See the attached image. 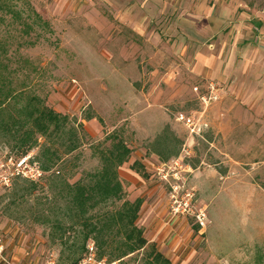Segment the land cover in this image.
Wrapping results in <instances>:
<instances>
[{
    "label": "rangeland",
    "instance_id": "1",
    "mask_svg": "<svg viewBox=\"0 0 264 264\" xmlns=\"http://www.w3.org/2000/svg\"><path fill=\"white\" fill-rule=\"evenodd\" d=\"M210 82L219 97L205 103L200 94ZM43 107L68 116L64 132L51 125L32 147L21 146L33 139L16 136L15 118ZM179 112L200 119L203 131L191 134ZM1 119L10 133L0 126V175L24 154L46 171L33 183H0L1 244L14 235L41 238L37 264H71V250L79 255L84 233L61 210L64 182L98 172L114 133L131 148L118 169L124 195L95 214L141 198L137 225L173 264H250L262 253L264 0H0ZM167 125L183 145L162 161L152 143ZM175 184L192 210L178 217ZM181 234L192 242L189 258L169 254ZM115 245L99 249L108 264H146L149 249L116 259ZM0 264L15 263L1 255Z\"/></svg>",
    "mask_w": 264,
    "mask_h": 264
},
{
    "label": "trees",
    "instance_id": "2",
    "mask_svg": "<svg viewBox=\"0 0 264 264\" xmlns=\"http://www.w3.org/2000/svg\"><path fill=\"white\" fill-rule=\"evenodd\" d=\"M23 111L28 113V119L26 121L32 120L33 118V125L30 128H26V121L23 118H15L16 136L22 140L33 139L29 143L22 142L21 146L26 145L28 148L32 147L36 142L34 136L36 134L47 135L51 129V125L55 126L56 131L63 133L69 120L68 116L57 113L48 107H43V109L37 108L36 114L31 110H26V108ZM0 122L2 130L10 133L9 123L2 119ZM112 137L116 141L109 149L101 151L102 165L98 172L89 174L88 181L80 179L74 184L64 182V187L68 195H63L66 198V202L61 207V210L72 221L69 227H79L84 233L83 244L79 255L75 256V251L71 250V264H78L87 254L90 242H94L99 259H104L102 256L103 251H101V255L99 254V249L114 247L113 245L116 243L115 247L118 250L116 259H121L142 249H149V252L146 254V264H173L159 250L156 243H150L148 241L144 235V230L137 225V219L142 205L141 198H137L135 201L125 200L119 208L105 210L99 215L94 212L97 208L109 202L121 200L124 195V188L119 178L118 169L129 159L131 148L118 134L114 133ZM182 145L183 141L167 125L152 143V150L158 155L160 160L167 161L179 155ZM72 149L74 147L68 148L67 152H70ZM138 163L136 161L134 167ZM43 167L46 170L49 169L47 166ZM25 180L31 181L28 179ZM31 182L33 183L35 181ZM95 217L96 220H94ZM48 218L49 215L47 214L46 219ZM58 225H60L59 227L61 229L66 230L65 227L62 228V224ZM113 237H119L120 239L115 242ZM61 241L65 244L63 240ZM111 262L110 260L109 263Z\"/></svg>",
    "mask_w": 264,
    "mask_h": 264
},
{
    "label": "built area",
    "instance_id": "3",
    "mask_svg": "<svg viewBox=\"0 0 264 264\" xmlns=\"http://www.w3.org/2000/svg\"><path fill=\"white\" fill-rule=\"evenodd\" d=\"M195 90L198 91V87H195ZM207 93L200 94V99L208 103L213 99L219 97L218 86L215 83L210 82L207 86ZM178 121L183 122L190 129L191 134H199L203 131V124H201L200 119H197L195 116L190 114H185L184 112H179L176 115ZM177 163V160H174ZM167 163H160L157 166V172L161 175V178L169 181V171H166ZM46 175V171L42 168L39 161L34 159L31 154L22 155L17 159L10 158L7 168L0 175V183L9 185L12 180L16 177L25 178L31 181H38ZM173 177L175 180H179L178 173H174ZM172 205H171V214L173 217H178L180 214L187 212L188 214L192 212L191 207L189 206L188 201H181L178 197L179 186L177 184L172 185ZM187 197H190V193H187ZM195 217L197 223L201 228L207 226L208 216L205 211L199 210ZM3 250L1 248V239H0V254ZM47 264H56L55 261H50ZM78 264H108L104 259H99L96 253V248L94 242H90L88 245L87 254L78 262Z\"/></svg>",
    "mask_w": 264,
    "mask_h": 264
},
{
    "label": "crops",
    "instance_id": "4",
    "mask_svg": "<svg viewBox=\"0 0 264 264\" xmlns=\"http://www.w3.org/2000/svg\"><path fill=\"white\" fill-rule=\"evenodd\" d=\"M0 239L2 240L1 237ZM194 240H196V238ZM171 241L172 243L169 244L170 255L177 256L178 253L183 252L184 254H186V258H189V256L193 252V249L190 247V244L192 243L190 237L182 234L181 236L176 235ZM41 243V238L32 239L28 236L14 235L11 241H2L1 248L3 250V253L1 255H11L13 258V263L15 264H37L41 259ZM255 245L257 244H254V250H257V247H255ZM258 246L262 249V253H254V256H251L252 261L250 264H264V241H261Z\"/></svg>",
    "mask_w": 264,
    "mask_h": 264
}]
</instances>
